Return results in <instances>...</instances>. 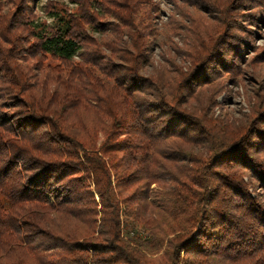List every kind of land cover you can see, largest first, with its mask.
<instances>
[{"label": "trees", "instance_id": "obj_1", "mask_svg": "<svg viewBox=\"0 0 264 264\" xmlns=\"http://www.w3.org/2000/svg\"><path fill=\"white\" fill-rule=\"evenodd\" d=\"M23 1L0 0V264H264V105L215 115L264 6L232 0L178 67L141 0L50 25Z\"/></svg>", "mask_w": 264, "mask_h": 264}, {"label": "rangeland", "instance_id": "obj_2", "mask_svg": "<svg viewBox=\"0 0 264 264\" xmlns=\"http://www.w3.org/2000/svg\"><path fill=\"white\" fill-rule=\"evenodd\" d=\"M2 1L7 6L6 9H3L2 13L7 14L14 9L12 1L17 3L18 0ZM25 1H23L19 9L24 7ZM94 1V10H96L95 6L100 7V9L106 8L108 7V3H110L109 1L116 0ZM244 1H249L246 2L247 6L243 8L244 13L252 12L258 14L262 9L261 6H264V1L262 0ZM141 2L140 11L136 14V18L141 19V22L144 19V9H147L145 7L154 9V13H150V24L155 29V33H157L155 35V46L153 45V61H161V47L167 42L171 45L173 59L178 67L183 66L181 54L188 51L194 42L193 33L199 31L197 28L201 25L202 35H204L205 40L209 38L211 40L214 37V33L216 35L219 31V27H223L221 24V14L226 12L227 15H230L234 7L232 6L234 4L232 0H141ZM52 5L56 6V9L60 7L59 12L63 9L62 5L72 12H75L77 8L69 0H37L31 12L37 18L38 23L51 24V18L47 17V13ZM217 8L218 11L216 10ZM99 11L100 13H105L103 10ZM239 13L234 12L232 15L240 17ZM60 14L63 13L61 12ZM101 19L102 21H113L109 16L101 17ZM229 28L230 26L227 27V30L224 29L228 32ZM249 31L250 38L247 46L239 43L236 46L238 49L235 47H231L230 50L227 49L228 52L233 51L237 54L232 60L236 62V65L232 67L230 65L227 68L230 74L223 71L221 81L224 83V89L221 90L217 97L220 108L217 107L215 109V115H220V111L224 114L225 112L223 111H226L233 118L240 120L245 115L251 114L252 107L257 108L264 105V25H254L253 27H249ZM91 35L94 39L101 38L97 32ZM124 37L126 39V36ZM250 44L253 48L248 46ZM165 48L167 46H164ZM102 49L104 50V48ZM226 54L228 53L226 52ZM46 64L55 65L56 63L47 60Z\"/></svg>", "mask_w": 264, "mask_h": 264}]
</instances>
